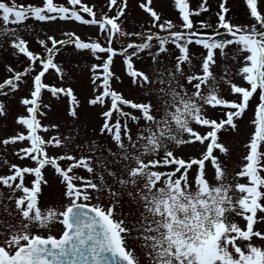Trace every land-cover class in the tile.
Instances as JSON below:
<instances>
[{
  "label": "snow or ice",
  "instance_id": "snow-or-ice-1",
  "mask_svg": "<svg viewBox=\"0 0 264 264\" xmlns=\"http://www.w3.org/2000/svg\"><path fill=\"white\" fill-rule=\"evenodd\" d=\"M152 3L147 0L140 8L150 17L151 27L159 29L155 33L122 29L118 21L125 15L127 0H122L114 16L99 18L83 0H67L69 6L54 0H42L39 6L0 0V49L10 48V55L28 62L23 71L6 67L10 76L0 82V97H9L24 85L29 89V95L19 100L24 112L15 119L21 130L0 140V148L26 143L12 155L35 165L0 161L9 172L0 175V264H264V247L251 243L254 238L264 241V232L254 230L264 220V0H245L249 26L226 19L228 0H219L217 29L211 35L195 30L192 19L209 11L208 0L196 10L189 0H173L180 30H174L170 20H162ZM114 6L117 0H108L109 12ZM30 20L98 26L107 46L98 39L85 42L74 32H65L67 39L34 36L41 55L20 35ZM209 27L200 21L201 29ZM222 35L230 38L217 39ZM123 37L141 42L115 49L114 42ZM69 45L89 51L98 61L90 72L92 91L99 94L87 103L105 108L110 101L100 113L99 140L77 142L78 135L61 134L59 124L46 126L38 119L46 118L49 109L41 102L45 90L54 98L66 97L67 115L79 119L80 101L73 88L44 82L49 73L65 80L56 57ZM170 45L179 55L169 66L162 57ZM189 46L206 50L198 66ZM145 52L153 66L151 74L134 66V58L141 59ZM116 56L123 58L127 77L143 94L139 102L113 90L112 81L120 79L112 71ZM229 61L235 63L229 67ZM235 77L243 84L237 85ZM222 84L233 99L223 98ZM209 108L217 113L214 118L208 115ZM249 111L253 115L248 118L251 131L243 163L233 176L236 182L227 183L221 156L227 157L229 148L222 136L239 133ZM6 115V105L0 101V117ZM51 131L58 134L41 135ZM197 143L204 149L199 158L186 160L172 150ZM206 166L213 169L215 183L207 181ZM48 169L58 180L61 199L58 208L42 209L39 201L49 184ZM26 177L32 178L27 184ZM240 178L246 182L240 183ZM124 197L142 209L130 226L123 217L115 218ZM94 199L96 204L91 203ZM104 199L107 207L101 205ZM230 214L241 217L245 226L232 222ZM56 225L62 226L59 238L50 234ZM129 239L135 241L139 255L128 246Z\"/></svg>",
  "mask_w": 264,
  "mask_h": 264
},
{
  "label": "rangeland",
  "instance_id": "rangeland-1",
  "mask_svg": "<svg viewBox=\"0 0 264 264\" xmlns=\"http://www.w3.org/2000/svg\"><path fill=\"white\" fill-rule=\"evenodd\" d=\"M42 2V0H39ZM41 2L36 0H16L17 4L28 5L32 4L33 6H39ZM55 3L65 4L67 5V0H54ZM84 3L88 4L90 7H93V10L97 14V18H99L103 14H107L108 16H114L115 12L118 10V7L122 4V0H117V6L113 7V10L109 12L108 10V0H83ZM147 0H127V7L125 9V15L121 18L118 23L121 24L122 29L126 32H158V28L151 27V21L148 14H146L141 8V3H146ZM202 3V0H189V4L192 10H196L199 4ZM219 0H208V8L209 11L207 13H202L199 16L192 17L195 30H198L202 33H207L209 35L213 34L217 29L218 19L216 16L218 9ZM155 11L158 12L162 16V20H170L173 24L176 25L174 30H180L181 21L179 19L178 10L174 9L173 0H153L151 5ZM227 7L229 8V13L226 17L233 25L237 26H249L252 21L250 17L247 15L246 3L245 0H228ZM84 17L90 18L87 14H82ZM200 21H204L209 24L211 27L206 29L200 28ZM221 33L224 32L223 29L219 30ZM65 32H74L77 36H79L85 42H90L91 40H99L104 46H107L103 37L99 34L98 26H87V25H79L75 22H53V23H38L34 20H30L26 22V27H22L20 31V35L24 36L26 40L30 41V47L37 53L43 55V50L40 48L38 44H36L34 36H38L39 38H44L45 35H54L57 39H67L64 35ZM163 34V33H162ZM223 39H227L230 37L221 36ZM140 43L139 38L132 37H123L120 38V42H114L113 46L115 49L119 50L121 44L126 46L128 43ZM155 43V42H154ZM169 52L164 54L162 59L164 63L167 65H171L174 62L175 56L179 55L177 49L174 46H168ZM190 53L193 58V64H199L201 56L205 54L206 50H204L200 46H189ZM155 51V49H153ZM11 49H0V82H3L5 79L9 78L10 73L6 71L7 66H11L16 71H23L25 67L28 66V62L22 57H13L10 55ZM61 53L56 57V62L61 64L62 68L66 73L65 80L63 82L59 81L57 76L54 73L46 74L44 79L45 83L54 84L57 86L64 87H72L74 93L76 94L78 100L80 101V107L78 109L79 119L73 120L71 117L67 115V98L60 97L59 99L54 98L48 93L46 90L42 94L41 102L42 104L49 105V109L47 110V117L41 118L38 116V119H41L42 124L44 125H53L59 124V133L68 134L72 132L73 134L78 135L79 139L77 142L86 140L87 138L92 139H101L100 138V127L103 123V119L100 113L103 110H106L108 106V100H106L105 108H101L100 106H90L87 101L91 98H94L95 95L99 93H94L92 91L91 85V72L90 66L93 63H98L91 55L89 51H77L74 50V47L69 45L67 47L61 48ZM218 59L219 54L217 53ZM106 58V56H104ZM123 58L121 56L114 57V63L112 66V71L120 77V79L112 81V88L115 91L123 92L124 96L128 99L139 102L143 98V94L140 90H138L135 86L132 85L130 78L127 77L125 66L121 63ZM134 62L137 63L138 70H144L151 74L152 72V64L151 59L147 52L141 54V59H135ZM229 67H231L235 62L229 61ZM39 62H37L36 70H39ZM187 68V66H185ZM223 67V64H221ZM32 73L31 75H34ZM219 74V73H218ZM29 83H30V78ZM234 82L237 85H242L243 82L239 77H235ZM99 83V82H98ZM221 95L226 99H233V97L229 94V90L227 85H221ZM102 91V90H101ZM29 95V89L27 85L22 86L21 90L16 92L15 94L5 98L0 97V101L4 102L6 105L7 115L4 117H0V140L13 136L18 130V126L15 124V119L18 115L24 112L23 107L19 104V100L22 97H26ZM125 111H129V109L125 108ZM133 114H137L133 112ZM208 115L211 117H215L217 115L216 112H213L210 108L208 109ZM253 113L249 111L244 118V120L240 123V132L239 133H231L222 136V142L229 148V155L227 157L221 156V159L226 163L227 169V183H235L236 181L233 179V176L236 172L240 170V166L243 163V156L245 155L244 144L248 140V134L251 129L248 126V118L251 117ZM196 127V126H194ZM131 130L133 133L136 132V127L131 125ZM199 131L203 132L205 129L199 128ZM56 131H51L47 134L41 133V135H45V138H49L50 136L57 135ZM106 140V138H104ZM22 146H27L26 143L24 145H14L8 146L7 148H0V161H4L5 159L11 163H15L21 166H35L33 162L29 160L20 161L18 158L12 155V152L17 150ZM175 155L177 157H183L184 159H189L191 157L199 158L201 153L203 152V148L198 143L195 145H184L180 148L172 147ZM50 155H54V150H49ZM159 171H166L170 169L159 168L156 169ZM9 174L8 167L3 163H0V175ZM81 175L87 177V173L81 170ZM213 169L211 167L206 166V179L210 183H215L213 179ZM46 178L49 181L47 186L43 187V193L40 197L39 206L42 209H47L50 207H59L60 204V186L58 184V180L55 178L51 169L46 170ZM31 177H26V184L31 180ZM189 181H192V174L189 175ZM240 183H245L246 178H240ZM5 195L7 192L5 191ZM19 195V193L17 194ZM92 204H96L97 201L94 199L91 201ZM101 205L103 207H107L108 200L104 199L101 201ZM142 209L138 208L136 204L131 202L127 197L121 201V206H118L116 219H120L123 217L126 220V223L130 226L135 222V219L139 216ZM260 213H258V218L260 217ZM229 219L237 223L240 227L245 226V221L235 214H230ZM255 231L264 232V220H261L259 223L254 225ZM39 231V230H38ZM62 233V226L56 225L51 229V235L59 236ZM43 235L47 236L49 233L47 231L42 232ZM135 235V233H133ZM128 246L135 248L137 255L140 254V250L137 247L135 241L129 239L127 241ZM247 243V242H243ZM255 246L264 247V241H261L258 238H254L251 241Z\"/></svg>",
  "mask_w": 264,
  "mask_h": 264
},
{
  "label": "water",
  "instance_id": "water-1",
  "mask_svg": "<svg viewBox=\"0 0 264 264\" xmlns=\"http://www.w3.org/2000/svg\"><path fill=\"white\" fill-rule=\"evenodd\" d=\"M218 39H222V37H219Z\"/></svg>",
  "mask_w": 264,
  "mask_h": 264
}]
</instances>
